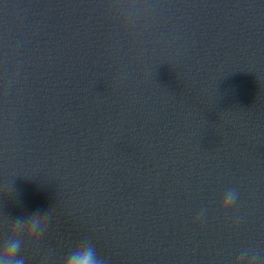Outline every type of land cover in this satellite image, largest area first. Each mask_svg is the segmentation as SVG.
<instances>
[{
	"label": "water",
	"instance_id": "water-1",
	"mask_svg": "<svg viewBox=\"0 0 264 264\" xmlns=\"http://www.w3.org/2000/svg\"><path fill=\"white\" fill-rule=\"evenodd\" d=\"M32 214L41 238L12 236ZM10 238L25 264L85 239L108 264L264 251V0H0Z\"/></svg>",
	"mask_w": 264,
	"mask_h": 264
},
{
	"label": "clouds",
	"instance_id": "clouds-1",
	"mask_svg": "<svg viewBox=\"0 0 264 264\" xmlns=\"http://www.w3.org/2000/svg\"><path fill=\"white\" fill-rule=\"evenodd\" d=\"M238 192L234 188L227 189L220 202V208L227 212L233 208ZM204 215V211L197 214V221ZM48 229V215L32 214L29 217L17 218L11 226V233L23 234L29 239L39 240ZM11 236V237H12ZM22 240L10 238L0 249V264H25L24 258L19 256ZM63 264H108L101 258L87 239L80 242L65 257ZM234 264H264V251L253 248H244L237 255Z\"/></svg>",
	"mask_w": 264,
	"mask_h": 264
}]
</instances>
